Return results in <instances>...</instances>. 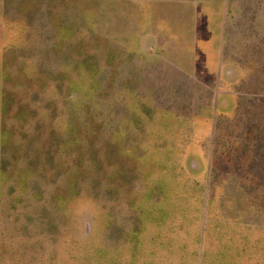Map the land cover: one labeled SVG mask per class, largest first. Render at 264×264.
Returning <instances> with one entry per match:
<instances>
[{
    "label": "rangeland",
    "instance_id": "1",
    "mask_svg": "<svg viewBox=\"0 0 264 264\" xmlns=\"http://www.w3.org/2000/svg\"><path fill=\"white\" fill-rule=\"evenodd\" d=\"M167 1L0 0V264H264V75L229 117Z\"/></svg>",
    "mask_w": 264,
    "mask_h": 264
},
{
    "label": "crops",
    "instance_id": "2",
    "mask_svg": "<svg viewBox=\"0 0 264 264\" xmlns=\"http://www.w3.org/2000/svg\"><path fill=\"white\" fill-rule=\"evenodd\" d=\"M206 2L205 6H200L197 0L167 1L175 3L173 6L176 7H173L171 14H175V19H179L178 26L183 31L184 27L186 28L190 35L188 37L192 38L194 43H205L212 47L218 44V55L223 58L218 71L211 72L207 68V49L200 51L203 54L202 60L197 57L190 67H196L197 71L200 68L197 81L204 84L207 90L222 92V111L230 113L239 103L237 94L232 93V89L236 91L237 85L241 86L245 80L259 74L258 69H261L260 73L264 75V0ZM206 8H209V11H205ZM200 61L201 64H198ZM237 91H241V87Z\"/></svg>",
    "mask_w": 264,
    "mask_h": 264
},
{
    "label": "trees",
    "instance_id": "3",
    "mask_svg": "<svg viewBox=\"0 0 264 264\" xmlns=\"http://www.w3.org/2000/svg\"><path fill=\"white\" fill-rule=\"evenodd\" d=\"M0 110L1 112H4L6 110V101L2 100L0 102ZM243 106L242 104L238 103L237 107L228 115L232 119H236L237 122L239 123H244V112H243ZM242 114V115H241ZM245 125V124H243ZM263 132V131H261ZM245 130L240 132V135L238 136L240 139V142L245 145V148L250 150L249 156L251 157V160L249 162V170L255 171L254 169H257V175L262 178L264 177L263 173L261 172L264 171V136H261L258 134L260 131H257V133L252 137L250 140L247 139L244 135ZM7 139L2 137L0 138V149L5 148L7 145ZM0 167H1V162H0ZM204 258V254H203Z\"/></svg>",
    "mask_w": 264,
    "mask_h": 264
}]
</instances>
